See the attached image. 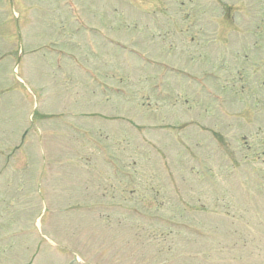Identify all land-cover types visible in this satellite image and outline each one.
Segmentation results:
<instances>
[{
  "label": "rangeland",
  "instance_id": "rangeland-1",
  "mask_svg": "<svg viewBox=\"0 0 264 264\" xmlns=\"http://www.w3.org/2000/svg\"><path fill=\"white\" fill-rule=\"evenodd\" d=\"M262 153L264 0H0V264H263Z\"/></svg>",
  "mask_w": 264,
  "mask_h": 264
}]
</instances>
